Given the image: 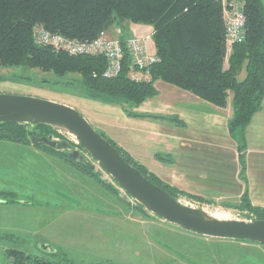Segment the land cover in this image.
Segmentation results:
<instances>
[{
  "label": "trees",
  "instance_id": "obj_1",
  "mask_svg": "<svg viewBox=\"0 0 264 264\" xmlns=\"http://www.w3.org/2000/svg\"><path fill=\"white\" fill-rule=\"evenodd\" d=\"M243 1L245 39L233 45L229 53L221 0H0V67L52 72L59 78L77 74L88 98L115 99L134 107L157 96V81L189 92L218 108L224 109L231 103L233 115L228 128L237 143L240 175L246 180V130L264 105V0ZM131 24L154 29L153 41L159 61L150 67L147 81L130 78L132 62L128 52H125L119 76L109 79L104 77L107 69L105 57L58 53L34 40L36 27L84 43L95 41L102 33L119 29L121 35L118 39L125 45L131 39ZM157 118L184 125L178 117ZM34 134L37 138L62 137L57 129L46 125L0 124V140L33 145L49 152L93 178L137 213L151 217L142 206L126 203L116 188L101 180L90 166L73 161L66 150L35 142ZM101 135L120 151L127 163L175 199L241 210L264 221V209L253 207L247 192L241 205L216 204L187 194L163 182L113 139ZM64 141L73 149L82 150L62 137L60 142ZM7 255L11 264H59L21 250H9Z\"/></svg>",
  "mask_w": 264,
  "mask_h": 264
},
{
  "label": "crops",
  "instance_id": "obj_2",
  "mask_svg": "<svg viewBox=\"0 0 264 264\" xmlns=\"http://www.w3.org/2000/svg\"><path fill=\"white\" fill-rule=\"evenodd\" d=\"M115 31L118 36L121 35L119 29ZM153 33L151 26L130 25L129 36L144 39L148 48L155 52ZM155 87L158 91L155 98L137 107L126 104L128 119L121 133L122 140L111 138L112 136L110 138L163 182L180 191L216 204L233 205H241L247 192L248 201L252 206L264 209V105L246 130L247 170L244 180L240 175L237 143L228 128L233 115L231 103L222 109L161 81H157ZM157 117H178L184 125ZM44 152L33 145L0 140V175L11 181L19 176L27 180L31 178V174L36 176L40 171L41 178L56 180L50 172L54 163L43 156L46 154ZM31 159L37 162L34 169L26 174L22 173L21 170L30 165ZM61 162L63 166L55 164V169L69 171L75 179L77 176L88 177L75 166ZM56 171L59 174L62 172L57 169ZM87 179L89 183L96 185L93 178L89 176ZM17 199L18 201L13 199L14 202H8L7 198L0 199V244L13 242L16 244L15 248H6L7 252L21 250L31 255L21 241V236L37 233L36 212L41 207L36 202L22 201L20 196ZM147 219L154 225L167 227L166 230L177 241L198 238L196 234L157 219ZM202 241L216 243L218 246H224L220 249H227L221 254L208 253V262L212 261V264H241L242 260L247 264H260L264 258V245L213 238H205ZM155 244L159 250L156 251L155 259H164L166 264L194 262L189 254H178L161 242L156 241ZM2 264H11L8 255L3 257Z\"/></svg>",
  "mask_w": 264,
  "mask_h": 264
},
{
  "label": "rangeland",
  "instance_id": "obj_3",
  "mask_svg": "<svg viewBox=\"0 0 264 264\" xmlns=\"http://www.w3.org/2000/svg\"><path fill=\"white\" fill-rule=\"evenodd\" d=\"M107 37L119 38L115 29ZM144 45L150 55H156V51L152 52L148 48L146 41ZM0 94L36 97L66 104L84 116L100 135L105 134L108 138L112 136L116 140H122L121 133L128 119V106L125 101L88 98L77 74L59 78L52 72L0 67ZM62 137L73 142L67 135ZM61 138L55 137V140L61 141ZM44 153L46 154L43 156L54 163L50 172L56 180L41 178L40 171L36 176L31 174V178L27 180L19 176L11 181L4 178L3 174L0 175V199L18 201L17 197L20 196L22 201L36 202L41 207L36 212L37 233L21 236V241L31 256L59 264H166L164 259L154 258L156 251H159L155 244L157 241L166 244L178 254H189L194 261L192 264H212V261L208 262V253L221 254L227 250L220 249L224 246L216 243H205L202 240L207 237L200 239L199 235L196 240L177 241L166 230L167 227L154 225L147 219L155 218L137 213L100 184L97 185L98 182L95 181L96 185L89 183V176H77L75 179L69 171L61 168H56L62 171L61 174L57 173L55 164L63 166L62 162L49 152ZM86 159L93 164L88 156ZM29 162L30 165H26L29 169L23 168L22 173L32 171L37 164L32 159ZM98 171L101 180L110 182L103 172ZM115 188L119 196L125 194ZM192 204L224 219H245L243 215L246 212L241 210ZM15 245L13 242L0 244V264L8 253L6 248H15ZM43 245L50 246V249L43 250ZM242 262L241 264H247L244 260ZM260 264H264V258Z\"/></svg>",
  "mask_w": 264,
  "mask_h": 264
},
{
  "label": "water",
  "instance_id": "obj_4",
  "mask_svg": "<svg viewBox=\"0 0 264 264\" xmlns=\"http://www.w3.org/2000/svg\"><path fill=\"white\" fill-rule=\"evenodd\" d=\"M1 123L46 125L69 136L82 150L73 149L68 142L57 141L52 135L37 138L34 134L33 139L68 151L73 161L85 163L99 176L100 170L110 179L107 183L125 193L120 197L126 203L142 206L159 221L207 238L264 245V221L247 213L243 220H222L212 216L213 212L194 207V202L175 199L127 163L120 151L71 106L36 97L0 94ZM87 155L93 159V164L88 162ZM42 249L48 250L50 246L43 245Z\"/></svg>",
  "mask_w": 264,
  "mask_h": 264
},
{
  "label": "built area",
  "instance_id": "obj_5",
  "mask_svg": "<svg viewBox=\"0 0 264 264\" xmlns=\"http://www.w3.org/2000/svg\"><path fill=\"white\" fill-rule=\"evenodd\" d=\"M223 17L226 26V43L230 53L232 46L242 43L245 39V13L243 0H221ZM34 40L38 45L50 46L54 51L70 55L105 57L107 69L105 78L119 76L124 61L125 52L131 58L130 78L134 81H147L150 78V67L159 61L156 55H150L139 38L126 41L125 45L119 39H108L107 33H102L92 42H78L63 36L52 34L45 29H36Z\"/></svg>",
  "mask_w": 264,
  "mask_h": 264
},
{
  "label": "bare ground",
  "instance_id": "obj_6",
  "mask_svg": "<svg viewBox=\"0 0 264 264\" xmlns=\"http://www.w3.org/2000/svg\"><path fill=\"white\" fill-rule=\"evenodd\" d=\"M39 28H41V27H36L35 29H34V36H35V32H36V29H39ZM43 29V28H42ZM70 40V39H69ZM79 42V41H78ZM70 55V54H69ZM212 216H214V217H216V218H218V219H222V220H228V219H224V218H221V217H219V216H215V215H212Z\"/></svg>",
  "mask_w": 264,
  "mask_h": 264
}]
</instances>
